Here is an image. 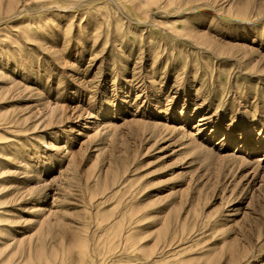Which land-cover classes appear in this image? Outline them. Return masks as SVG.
Wrapping results in <instances>:
<instances>
[{
	"label": "rangeland",
	"instance_id": "obj_1",
	"mask_svg": "<svg viewBox=\"0 0 264 264\" xmlns=\"http://www.w3.org/2000/svg\"><path fill=\"white\" fill-rule=\"evenodd\" d=\"M0 264H264V0H0Z\"/></svg>",
	"mask_w": 264,
	"mask_h": 264
}]
</instances>
